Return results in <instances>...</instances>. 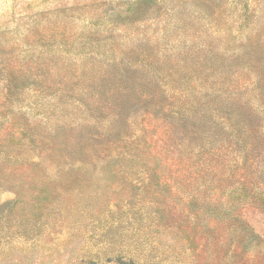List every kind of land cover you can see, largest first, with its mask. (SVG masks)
<instances>
[{"label":"rangeland","instance_id":"rangeland-1","mask_svg":"<svg viewBox=\"0 0 264 264\" xmlns=\"http://www.w3.org/2000/svg\"><path fill=\"white\" fill-rule=\"evenodd\" d=\"M0 264H264V0H0Z\"/></svg>","mask_w":264,"mask_h":264},{"label":"trees","instance_id":"trees-1","mask_svg":"<svg viewBox=\"0 0 264 264\" xmlns=\"http://www.w3.org/2000/svg\"><path fill=\"white\" fill-rule=\"evenodd\" d=\"M251 237V236H250ZM251 239H253V237H251Z\"/></svg>","mask_w":264,"mask_h":264}]
</instances>
